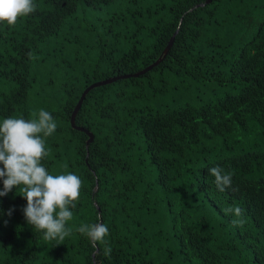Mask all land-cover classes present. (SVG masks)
<instances>
[{"label": "trees", "instance_id": "1", "mask_svg": "<svg viewBox=\"0 0 264 264\" xmlns=\"http://www.w3.org/2000/svg\"><path fill=\"white\" fill-rule=\"evenodd\" d=\"M34 3L0 23V122L49 112L42 163L82 187L63 241L27 224L19 188L0 197V264H264V0ZM100 222L93 247L77 229Z\"/></svg>", "mask_w": 264, "mask_h": 264}, {"label": "clouds", "instance_id": "2", "mask_svg": "<svg viewBox=\"0 0 264 264\" xmlns=\"http://www.w3.org/2000/svg\"><path fill=\"white\" fill-rule=\"evenodd\" d=\"M34 0H0V23L14 26L18 18L36 11ZM57 129L52 115L40 110L38 119L5 118L0 122V181L3 188L0 197H6L13 189H20L26 200L22 209L28 225L36 232L43 233L45 240L63 241L72 232L66 224L73 217L70 209H75L82 187L81 179L72 173L52 175L42 163L48 155L44 138ZM215 178L220 192L232 186V176L216 166L209 170ZM234 191L236 189H233ZM14 209H9L11 216ZM225 214H234L233 225L242 227L245 220L243 210L229 207ZM0 208V215H3ZM77 231L86 236L93 247L107 244L109 229L104 223L81 224ZM111 248H104V255L110 257Z\"/></svg>", "mask_w": 264, "mask_h": 264}, {"label": "water", "instance_id": "3", "mask_svg": "<svg viewBox=\"0 0 264 264\" xmlns=\"http://www.w3.org/2000/svg\"><path fill=\"white\" fill-rule=\"evenodd\" d=\"M209 2V1H208ZM177 35V32H176V34H175V36ZM175 36L171 39V41H170V43H169V46H168V48L166 49V51H165V54H167L168 52H169V50L171 49V47H172V45H173V43H174V41H175ZM159 63V62H158ZM157 63V64H158ZM157 64H155V65H157ZM154 65V66H155ZM152 69V67H150V68H148V69H146L145 71H143L142 73H140V74H143L144 72H146V71H149V70H151ZM138 75V74H137ZM123 78H126V76H124ZM118 78H116V79H113V80H108V81H105V82H98V83H95V84H93V85H91L90 87H88L87 89H86V91L83 93V95H82V97H81V99H80V101H79V103H78V106H77V108H76V110H75V112H74V115H73V117H72V124H73V126H75V120H76V115H77V113L80 111V109H81V107H82V105H83V103H84V100H85V98L87 97V95L92 91V90H94L95 88H97V87H100V86H103V85H106V84H109V83H111V82H114V81H116ZM78 130H83L82 128H78ZM88 135H89V137H90V140L88 141V143H90V142H92L93 141V135L91 134V133H88Z\"/></svg>", "mask_w": 264, "mask_h": 264}, {"label": "rangeland", "instance_id": "4", "mask_svg": "<svg viewBox=\"0 0 264 264\" xmlns=\"http://www.w3.org/2000/svg\"><path fill=\"white\" fill-rule=\"evenodd\" d=\"M202 97L206 99L210 97V93L205 92L204 94H202ZM262 136H264V134H262Z\"/></svg>", "mask_w": 264, "mask_h": 264}]
</instances>
